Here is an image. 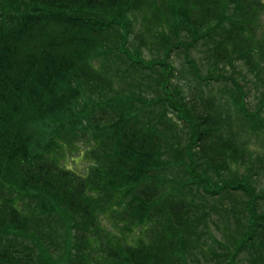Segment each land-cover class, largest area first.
<instances>
[{"label": "trees", "instance_id": "1", "mask_svg": "<svg viewBox=\"0 0 264 264\" xmlns=\"http://www.w3.org/2000/svg\"><path fill=\"white\" fill-rule=\"evenodd\" d=\"M167 4L0 0V264H192L206 248L218 254L216 243L225 248L204 221V204L176 189L170 153L178 146L171 139L180 135L166 129V117H150L137 107L149 101L114 88L108 66L96 64L110 52L122 63V74L141 66L160 69V91L152 86L158 96L150 103L167 102L188 128L182 186L211 196L229 189L246 193L251 209L235 247L264 264V207L257 203L264 194L225 175L233 163L246 166V176L264 175V153L254 160L247 139L239 143L230 109L225 114L213 99L202 101L195 89L188 94L173 85L169 61L185 44L186 63L195 80L205 82L200 86L211 80L232 84L230 105L242 121L253 122L254 132H264L258 121L264 111V0ZM145 8L169 12L188 26V39L175 35L163 60L147 61L131 37V13ZM194 50L200 55L210 50L212 62L223 67L243 62L253 85L263 86L257 108L249 110V89L234 75L225 70L203 75ZM72 148L90 159L85 174L62 162ZM102 214L117 231L105 227ZM256 243L260 250L252 249Z\"/></svg>", "mask_w": 264, "mask_h": 264}, {"label": "rangeland", "instance_id": "2", "mask_svg": "<svg viewBox=\"0 0 264 264\" xmlns=\"http://www.w3.org/2000/svg\"><path fill=\"white\" fill-rule=\"evenodd\" d=\"M168 1L169 0H162V4L168 5ZM152 11V9L145 8V10L142 9L133 14L131 13L132 28L135 30L131 37L132 39L135 37V40L138 44V51L149 62L155 59L162 58L163 60L166 58L168 52H170L172 49L170 48L171 45H174L172 42H174L176 39L175 35L182 36L183 41L188 39V26H186L182 20H179L176 16L171 15L166 11L160 15H158L155 11L153 14H151ZM149 21H151L152 24H150ZM154 33H157L158 37L154 36ZM258 36L259 32L257 31L256 37ZM159 38L161 39L159 40ZM184 46V48H178L172 51V54H170L169 57V61H171L174 65L175 76L173 78L172 84L184 89L188 94H193L192 90L195 89L196 91L194 92L201 95H199L198 98L201 97L202 101H205L206 99H213V101L220 103V109H222V112L225 114L226 111L230 109L234 123L232 127H234L239 133V143H241L242 140L247 139V150L252 153L254 160H259L260 158H258V155L260 153H264V132H254L256 130L253 127V122L242 121L241 115L233 108V106L230 105V103L233 104L230 93L232 96L235 94L234 86L230 83H228V85H224L223 83L216 82L215 80H212V85L210 84L212 87L210 85L200 86L201 83L205 84V82L195 80L192 69L186 63L187 61H185L187 50L185 44ZM133 50L136 51V48L134 47ZM196 51L197 50L191 52V55L196 57L193 58L198 61V65L202 68L203 75L216 74L222 70H225V72L228 74L234 75L236 79L243 84V86L247 85L249 89V110L254 111L257 108V103L259 100L258 97L261 89H263V86L256 87L253 85L252 81L254 77L248 71L243 62L236 61L237 63H234V68H230L229 65L226 64L225 67H223L222 65H217L212 62L210 50H207V52H205L203 55L198 54ZM110 53L107 54L106 57L103 55L100 56L96 60V64L101 66L103 69L104 64L108 66V70H110L109 77L113 80L115 89L124 91L125 93H127L126 90H128L129 93L127 94H130L131 92L133 96L143 99L145 103L149 101L145 106L144 104L138 105L137 103V107L144 111L145 114L147 113L150 115V117H154L156 119L166 117L168 120L166 123V129L170 128L173 132L176 131L180 135L179 137L174 138V141L171 139V145L178 146V148L175 150L173 148L172 152L170 153L174 159L175 166H177L173 168L174 173L171 172V175L174 179L173 181L177 186L176 189L179 190L181 188V191L186 198L189 197L194 201L204 204L203 207H205V211L208 212L204 221L208 222L210 232L218 239L223 241L222 245H226L225 248H221L220 245L216 243V247L214 246V249L217 250L218 254H213L212 251L209 252L206 248L207 253H205L204 257L201 258L199 255V260H195V262L191 261V263L231 264V262L228 260H230L232 257L233 264H255V254H251L246 250H238V248L235 247L236 244L241 242V234L244 231L247 218L250 213L249 211L251 208L248 207L247 203L245 204V201L250 199L249 196L241 189H229L223 193L211 196L207 192L206 193L208 195H206L203 192L204 189L202 190L196 187L189 188L188 186H182V183L186 179L187 175L185 172H183V166L180 165L183 161L188 162L189 160L187 154H184L185 147H183V145L185 146L188 143V128L186 127L185 123L179 119L175 111L168 106L167 102L163 103L162 101H158L157 98L156 104L151 105L150 103V101H155V97L158 96L157 91L155 92V88L152 86L158 85V91H160L159 82L162 78L160 69L157 71L156 69H147L141 66L139 67L140 70H137L138 72L134 71V73H131L130 75L122 74V63L117 58L114 60L110 56ZM142 77L144 78L143 80ZM107 93L109 96L111 91H107ZM131 105L132 107L135 106L133 102ZM258 121L262 123L264 122V111L261 113ZM228 130H230V128H228ZM224 133L226 132L224 131ZM79 145L82 149L85 146L83 143H80ZM65 152L66 153L62 157V162L65 163V165L72 167L76 171L85 174L91 163L90 159L85 157V154L82 155L81 151L78 149L76 150V148H72L70 150L67 149ZM177 153H180V155L176 156ZM257 164L258 162H256V165L254 163L255 167ZM232 168L233 169L230 170L229 174L225 173L226 177H228L227 179H230V177H233L234 179L241 178L245 182L257 187L255 193L264 194V175L262 171L258 174V176H246L244 175L245 171L248 169L246 166L239 165L237 167L236 164L233 163ZM247 173L249 172L247 171ZM213 175L215 176V174ZM218 179L220 178H216L215 176L214 182L217 183ZM218 186L219 185H216L215 183L212 184V187L214 188H218ZM257 203L264 207L263 199H257ZM202 211H204V209ZM101 218L107 229L117 231L118 228L115 227L112 220L110 221V218L107 217V214H102ZM256 247H258L257 243L255 247L251 248L257 250L261 249ZM222 250H225V254L220 253ZM224 255L225 260L223 259ZM226 257L228 258L226 259ZM220 260H222V263Z\"/></svg>", "mask_w": 264, "mask_h": 264}]
</instances>
